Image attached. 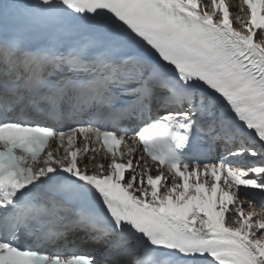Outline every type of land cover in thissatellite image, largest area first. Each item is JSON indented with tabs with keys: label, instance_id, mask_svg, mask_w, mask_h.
I'll return each instance as SVG.
<instances>
[{
	"label": "snow or ice",
	"instance_id": "6c2138e0",
	"mask_svg": "<svg viewBox=\"0 0 264 264\" xmlns=\"http://www.w3.org/2000/svg\"><path fill=\"white\" fill-rule=\"evenodd\" d=\"M0 264H264V0H0Z\"/></svg>",
	"mask_w": 264,
	"mask_h": 264
},
{
	"label": "bare ground",
	"instance_id": "6f19581e",
	"mask_svg": "<svg viewBox=\"0 0 264 264\" xmlns=\"http://www.w3.org/2000/svg\"><path fill=\"white\" fill-rule=\"evenodd\" d=\"M226 2H228L230 5H236L237 4V0H226ZM210 10V9H209ZM233 11L235 12V9H233ZM235 14L237 15H241L244 16L243 12H235ZM234 27L239 28L238 25L234 24ZM76 148H81V141L77 140L76 144H75ZM90 148L94 147V145H89ZM60 155H63V149L60 150ZM89 156H95V160L92 162L93 164L95 163H108V161L104 158V152L102 150L98 151V152H91L89 151L88 153H83L82 154V160L85 161V158H88ZM90 169L92 168V164L89 165ZM260 209L258 208L257 211H259Z\"/></svg>",
	"mask_w": 264,
	"mask_h": 264
}]
</instances>
